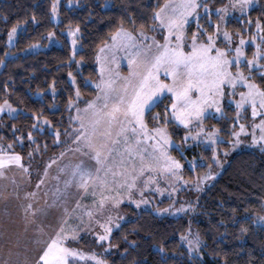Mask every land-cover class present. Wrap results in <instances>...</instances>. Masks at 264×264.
<instances>
[{
  "label": "snow or ice",
  "instance_id": "obj_1",
  "mask_svg": "<svg viewBox=\"0 0 264 264\" xmlns=\"http://www.w3.org/2000/svg\"><path fill=\"white\" fill-rule=\"evenodd\" d=\"M71 3L72 0H69V4ZM254 3L255 0H228L226 4L215 7L205 0H166L164 5L153 10L151 14L153 24L150 27L154 31L159 30V40L142 26L138 27L136 15L126 11L131 28L125 27L121 22L108 35L109 43H101L97 47L99 79L84 80L85 86L94 84L98 90L97 95L92 99L82 97L76 78L71 72L68 73L74 85L75 97L68 99V119L78 125L72 129L71 135L94 161L91 169L82 173L86 177L83 186L102 188L94 205L86 209L88 219H82L81 222L86 231L99 229L92 234L101 243L110 241L113 228L118 227L117 221L122 219L118 215L107 214L106 205L115 208L125 200L137 207L148 204L149 201L144 196L145 190L161 194L166 190L160 187V176L165 178L164 182L168 185L179 184L181 190L189 185L190 181L179 175L184 165L169 153V148L174 147L183 156V147L172 139L169 124L175 123L184 127L185 143L189 140L203 142L206 147L211 148V159L216 165L220 164V152L227 155V149L216 148L218 141L231 143L236 148L241 144L240 136L249 134L251 143L259 144L264 149V63H260L264 60V9L260 15L250 16L249 12ZM58 6L59 0H51L50 14L53 18L58 15ZM133 7L136 8V13L144 15L138 6ZM230 9L238 10L244 17L240 21L241 29L234 32L227 28ZM213 13L219 17L218 20L212 19ZM202 17L212 28L211 32L199 22ZM31 19L33 23L36 22L35 15ZM193 24L195 29L188 35V29ZM17 28L18 24H13L7 31L9 45L17 35ZM253 30L254 34L244 35L245 32L251 33ZM61 34L70 38L71 62L80 65L83 61L76 60L75 57L78 51L83 50L78 44V38L82 36L81 26H69L61 30ZM46 37L56 41L54 31L47 32ZM248 42L255 45L251 59L245 52ZM121 50L128 58L130 74L127 77H120L119 73L112 71V66L118 63L116 53ZM241 63L248 66L247 73L241 69ZM0 64H6V61L0 60ZM257 68L260 69L258 75L261 83L253 78V72ZM162 74L166 79H161ZM167 78H170V82ZM238 87L246 90L237 92ZM52 90L54 91V86ZM166 94L167 103L164 101ZM81 100L84 101L83 108L78 106ZM157 104L163 105V111L152 113L151 109ZM225 104L230 107L234 105L235 115L227 116L224 111ZM5 110L9 114L17 111L7 99L0 102V113ZM73 111L75 115H71ZM146 112L153 126H149L145 119ZM31 115L36 121L32 125L33 129L43 131L47 125L54 134L56 143H60L61 129L54 128L46 117ZM212 115L226 118L223 130L230 132L233 137L231 141L220 135L219 127L204 124V120ZM247 116L251 117V122H241ZM228 120L231 121L230 124L227 123ZM26 135L30 142L34 143L37 139L32 131H28ZM18 139L22 141L23 137ZM121 142L123 151L118 152L117 146ZM20 161L19 153L0 150V167ZM197 163L196 158L188 161L193 172ZM205 163L207 162L200 158L199 164L202 166ZM217 174L209 165L208 171L203 176H197L191 183L199 190L204 181L214 179ZM109 176L112 189L108 188ZM118 186L124 191H116ZM110 191L111 195L105 194ZM176 191V187H171L169 194ZM136 195L140 199H134ZM261 203L264 206V201ZM194 208V204L185 203L180 208L169 205L156 211L179 214ZM256 223L264 226V215H257ZM69 235L76 237L78 234L72 229L59 232L40 255V264H69V257L84 259L89 255L97 264H107L95 254L82 253L64 246L63 241ZM180 239L186 243L190 255H199L198 234L191 238L190 235H183ZM108 247H111L110 243Z\"/></svg>",
  "mask_w": 264,
  "mask_h": 264
},
{
  "label": "trees",
  "instance_id": "obj_2",
  "mask_svg": "<svg viewBox=\"0 0 264 264\" xmlns=\"http://www.w3.org/2000/svg\"><path fill=\"white\" fill-rule=\"evenodd\" d=\"M69 0H62L61 21L57 25L50 14L51 0H0V102L7 99L17 114L5 113L0 118V141L3 151L19 153L23 159V169L27 172L42 167L63 150L68 141L72 122L68 99L73 98L74 85L68 73L76 78L83 97H93L97 89L93 84L85 86L84 80L94 81L99 71L96 60L97 47L108 41L121 22L131 28L125 12L136 15L137 26L151 29L152 11L160 8L166 0H77V5L68 6ZM211 6L218 7L225 0H206ZM109 3V5H107ZM142 9L144 15L136 13ZM201 11H203L201 9ZM262 9L254 8L249 15H260ZM35 15L36 22L31 17ZM213 20L218 16L213 13ZM240 19L231 16L227 26L231 31L241 29ZM25 23L14 45L7 43V31L13 24ZM208 28L205 18L199 21ZM79 24L83 50L76 53L80 65L71 62V48L66 34L61 30ZM193 24L188 29L191 35ZM54 31L60 45L48 49L22 54L20 51L35 42H46V33ZM5 53H10L6 56ZM54 86V91L52 90ZM5 87L7 90H5ZM165 103L168 97L164 98ZM228 107V106H226ZM163 111V105L157 104L152 113ZM230 110L234 109L230 107ZM47 118L52 126L61 129L60 143H56L54 134L47 125L43 131L32 128L36 123L33 116ZM72 115V114H71ZM230 116V115H229ZM207 118L208 124H216L225 137L231 136L224 131L226 118ZM231 117V116H230ZM147 120L152 124L149 114ZM206 122V123H207ZM227 123H231L230 120ZM15 129H18L16 131ZM173 136L182 138V131L171 123ZM32 131L37 139L30 142L26 133ZM18 137H23L19 140ZM227 144V143H224ZM11 145V147H9ZM207 163L197 164L196 172L185 166L186 178H194L206 171L212 164L211 148H201ZM25 164V165H24ZM30 164L29 167H26ZM44 168V167H42ZM43 171V169H42ZM41 171V172H42ZM43 173V172H42ZM217 176L198 190V203L193 224L204 240L199 255H190L180 236L184 234L190 221L185 216H161L151 209H137L125 205L130 217L121 223L111 234L112 247L106 252L109 264H264V226L255 223L257 214H264V149L261 147L242 149L233 153L226 165L220 167ZM31 176V173H29ZM247 229V231H242ZM84 239V238H83ZM91 239V238H89ZM134 242V243H133Z\"/></svg>",
  "mask_w": 264,
  "mask_h": 264
},
{
  "label": "rangeland",
  "instance_id": "obj_3",
  "mask_svg": "<svg viewBox=\"0 0 264 264\" xmlns=\"http://www.w3.org/2000/svg\"><path fill=\"white\" fill-rule=\"evenodd\" d=\"M61 2L62 0H59L58 15L55 18L52 17L53 22L57 25L61 21V16H60ZM227 2L228 0H225L223 4H226ZM67 5L68 6L77 5V0H72L71 4H69L68 1ZM107 5H109V3ZM254 8L264 9V0H255V3L252 6L251 10H253ZM231 16H236L240 20L244 19V17L239 13L238 10L233 11L230 9L229 18ZM24 26H25L24 22L18 24L17 35L16 37L13 38V41L10 45L15 44L18 34L22 29H24ZM228 30L231 31L229 28ZM146 31L149 32V34L151 35H155L158 40L161 39V36L159 35V30L154 31L151 28ZM252 34H254V30L251 33L249 32L244 33L245 36H249ZM68 39L70 41L69 37ZM258 42L259 41H257V43ZM106 43H109V41H107ZM60 44L61 42L57 38L55 42L48 39L46 42H35L33 44H30L26 48L22 49L20 52L22 54H29L40 50L48 49L53 45H60ZM78 44L81 45L80 37L78 38ZM254 50H255V45L252 42H248V44L245 46V52L249 59H251ZM10 55L11 54L9 53V55L7 56ZM116 59L118 63L112 66V71L114 73H119L120 77L129 76L130 68L128 67L127 64L128 58L123 55V50L116 53ZM260 63H264V60L260 61ZM123 67H126L127 69L124 70ZM240 67L247 73L248 66L246 64L241 63ZM259 71L260 69L257 68L253 72V78L257 83H261L260 77L258 75ZM98 79H99V75L98 78H96L94 81H97ZM161 79H166V77L162 74ZM167 79L170 82V78ZM120 82L122 83L123 81ZM245 90L246 89L243 87L237 88V92L245 91ZM97 92L93 97L89 99L94 98L97 95ZM165 97H168V95L166 94ZM236 98L239 99V96H236ZM78 106L80 108H83L84 101L81 100ZM226 106L228 105L227 104L224 105V111L227 113V116L230 117L235 115L234 105L231 106L234 109L233 111L230 110V106L228 107ZM157 112H161V111L157 110L156 113ZM5 113L8 112L5 110V112L0 113V118ZM16 114L17 111L10 115L15 116ZM71 114L75 115L76 113L75 111H73ZM211 118L218 119L215 115H212ZM145 119L147 120V112L145 114ZM206 122L207 120L205 119L204 124L209 125L208 122L207 123ZM241 122L249 123L251 122V117L247 116ZM212 125L217 126L214 123ZM149 126H153V125L149 123ZM74 127H78V125H74L73 123L71 124L68 134L69 142L65 145L63 150L59 152L57 155H55L48 161L44 160V162L42 163V167L44 168L40 167L39 169H37L35 165L36 164L38 165V163L34 162V163H30L32 164V169L30 167V169L28 168L26 172L23 169L24 158H22L21 156H20L21 157L20 163L13 162L3 167H0V208L5 207L6 205L27 206L29 204H43L44 208L46 206L48 209L46 214L47 229L45 228L46 233H48V239H45L44 243H38L37 239H34L32 237L26 238L27 237L26 236L27 229L25 228L26 222L25 220H22L20 218H19L20 228L16 229V232L17 234L22 233L24 236L13 237L12 236L13 234L11 235L12 228H10L11 226L9 224L12 223V217L14 216V214L9 212L0 213V264H40L39 257L42 254L43 250L47 248V246L49 245V243H51L53 239L56 238L59 232L61 231L67 232L70 229L75 230L78 235L76 237H72L71 235H69L68 238L63 241L64 246L79 250L82 253L95 254L96 256L106 261L107 264H109L105 253L110 251L112 247L111 241L108 242L111 244V247H108V243H101L100 241L95 239L92 234L93 231H99V229L92 228L91 230L86 231L85 225L81 222L82 219L83 220L88 219V217L86 216V209L88 206L94 205L95 201L98 199L100 192L102 191V188H96V187L85 188L83 186L86 177L82 175V173L91 169L94 161L90 159L88 152L81 146L79 142H76L75 137L71 135L72 129ZM178 127L179 130L182 131V138L181 139L178 138V140H176V138L173 136V130L177 131V129L173 127L171 128L169 124V129L172 139L180 143L181 146L183 147V156H181L180 150L174 147L169 148L170 155H172L176 159H179L181 163L184 165V167L185 166L191 167V165L188 164V161L193 158L197 159L198 161L197 164H199L200 158H203V160L207 162V158L202 153L203 151L201 150V148H209V147H206L205 143L203 142L196 143L195 141L189 140L185 143V141L183 140L185 129L182 125ZM220 135L225 137L222 131L220 132ZM257 135H259L258 132ZM225 139L231 141L233 137L232 136H230L229 138L225 137ZM240 140H241V144L238 145L236 148H233L231 143L224 144L219 141L217 142L216 148L218 150L227 149V155H224L223 152H220V164L219 165H216L214 163L210 164L212 171L217 172L220 167L226 165L229 161L230 156L237 151H240L242 149L261 147L259 144L251 143V135L249 134H242L240 136ZM2 144L5 143L0 141V150H2L3 148ZM117 150L118 152L123 151V142H121L120 145L117 146ZM30 164H27L26 167H29ZM208 167L209 165L207 166L206 171H204L201 175L197 174L194 178H186L182 170L179 173V175H181L185 180L190 181L189 185L183 187L182 190L179 184L168 185L167 183L164 182L165 178L163 176H160L159 177L160 187L166 189L163 192V194L158 193L156 191L145 190L144 196L148 199L149 201L148 204L146 205L141 204L139 207H137L134 203L125 200L115 208L111 207L110 205H106L105 206L106 212L107 214H111L113 216L118 215L122 217L121 220L117 221L119 226L121 225L122 222H124L130 217V212L127 208H125V205H132L139 210L151 209L156 214L161 216H185L190 221V223L187 231L181 236L190 235V238L194 237L198 234V232L192 221L193 218L196 216V207H197L199 195L198 193H196L198 192V190L193 186L191 182L194 181L197 176H203L208 171ZM41 171L43 172V174ZM195 172H196V168H195ZM29 173H31V176ZM101 175H103V173H101ZM108 180H109L108 188L112 189L113 186L111 184V176L108 177ZM208 182L209 181H204L202 185H205ZM88 183L91 184V181H88ZM171 187H176L177 191L171 192V194H169ZM153 188H155V185H153ZM115 190L124 191V189L119 186ZM105 194L111 195V191ZM134 199H140V196L136 195L134 196ZM185 203L194 204L195 208L186 209L185 211L180 212L179 214H174L171 212L158 213L156 211V209L158 208H167L169 205H173L176 208H180L181 205ZM257 215H264V214H257ZM24 216L26 215L24 214ZM256 217L254 219L255 223H256ZM1 220L3 221L8 220L9 224L5 225V223L1 222ZM118 227H114L113 231ZM189 229H190V234H189ZM198 236L200 238V249H199V254H200L204 240L199 234ZM3 240H5L6 242L7 241L12 242L16 240L17 243L5 244L6 242L3 243ZM182 242L184 245H186L184 241ZM69 264H97V262L95 260H92L91 255H89L84 259H80L79 257H69Z\"/></svg>",
  "mask_w": 264,
  "mask_h": 264
},
{
  "label": "crops",
  "instance_id": "obj_4",
  "mask_svg": "<svg viewBox=\"0 0 264 264\" xmlns=\"http://www.w3.org/2000/svg\"><path fill=\"white\" fill-rule=\"evenodd\" d=\"M123 69H127L126 67H123ZM43 174V173H42ZM42 205V206H41ZM47 207L43 206V204H29L25 206H15V205H6L5 207L0 208L1 212H9L14 214L12 217V223L9 224L8 220L1 222H4L5 225H10L11 229V235L13 237L16 236H24L22 233L16 232V229L20 228L19 218L22 220H25L27 229L26 238H34L37 239L38 243H44L45 239H48V233H46L45 228L47 229V222H46V214H47ZM16 213V214H15ZM24 214L26 216H24ZM20 215V217H19ZM29 228V229H28ZM46 233V235H45ZM6 241L3 240V243ZM17 241L9 242L7 241L5 244H15Z\"/></svg>",
  "mask_w": 264,
  "mask_h": 264
}]
</instances>
